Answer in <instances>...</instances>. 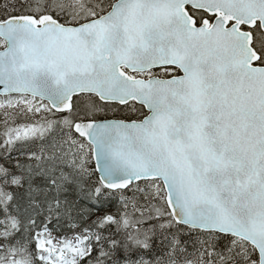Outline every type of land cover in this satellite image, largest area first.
Returning <instances> with one entry per match:
<instances>
[{
    "label": "snow or ice",
    "instance_id": "obj_1",
    "mask_svg": "<svg viewBox=\"0 0 264 264\" xmlns=\"http://www.w3.org/2000/svg\"><path fill=\"white\" fill-rule=\"evenodd\" d=\"M0 264H264V0H0Z\"/></svg>",
    "mask_w": 264,
    "mask_h": 264
}]
</instances>
